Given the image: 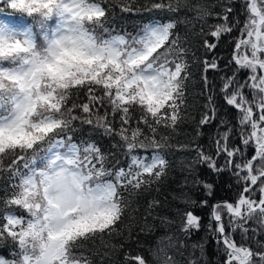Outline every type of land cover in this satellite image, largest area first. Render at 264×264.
<instances>
[{"label": "snow or ice", "instance_id": "obj_1", "mask_svg": "<svg viewBox=\"0 0 264 264\" xmlns=\"http://www.w3.org/2000/svg\"><path fill=\"white\" fill-rule=\"evenodd\" d=\"M120 3L121 11L131 10L125 0ZM244 3L230 61L236 71L222 78L221 87L226 104L237 110L242 147H229L231 128L223 143L216 141L217 156L227 157L241 189L233 201L211 206L208 225L223 246V264H264V242L257 241L260 250L248 244L264 235V0ZM153 8H188L202 21L213 15L207 5L189 0H161ZM110 11L109 0H0V17L24 18H0V174L7 175L0 245L11 242L0 264H92L80 250L83 242L117 232L125 214L136 210L134 195L166 174V138L162 143L156 137L158 128L175 129L184 118L189 50L175 32V20L149 21L133 35L105 26ZM232 11L225 7V15L217 14L224 23L210 25L207 34L202 27L201 35L219 41L232 32L240 25H228ZM204 47L210 51L216 43L205 39ZM202 63L207 88L206 73L218 64L215 58ZM81 92L86 102L76 103ZM207 100L212 115L202 116L200 125L215 118L213 96ZM77 121L118 136L126 165L108 167L95 142L74 139ZM194 150L200 162L222 170L203 149ZM200 220L184 212L181 230L199 229ZM165 239L172 238H161V244ZM170 247L176 245L153 251L158 264H177ZM134 260L148 264L143 256Z\"/></svg>", "mask_w": 264, "mask_h": 264}, {"label": "trees", "instance_id": "obj_2", "mask_svg": "<svg viewBox=\"0 0 264 264\" xmlns=\"http://www.w3.org/2000/svg\"><path fill=\"white\" fill-rule=\"evenodd\" d=\"M130 11H121L120 0H109L111 11L108 16L106 27L116 32L135 34L140 27L149 21L159 20L167 22L175 20L177 26L175 32L179 34L181 41L189 51L187 60L191 77L187 82L186 108L183 110V119L178 122L175 129L158 128L157 139L166 144L163 149L165 158L168 160L166 174L149 187L142 189L132 198L134 212L126 213L122 222L117 226L118 231L103 238L84 241L81 251L89 257L92 264H136L134 258L143 256L148 264H158L153 257V251L158 246L175 244V248H168L177 264H188L189 259H194L197 264H223V246L217 244V237L209 230L211 218V206L216 202L233 201L240 192L241 186L237 183L234 175L235 168H229L226 164L227 157L224 154L217 156L216 141H222V135L232 132L228 138L229 147L241 146L237 135V110L226 104L221 87L223 77L231 76L236 71V65L230 63L234 50V41L238 37V27L245 20L244 0H189V4L207 5L213 13L206 21L197 20L196 12L188 8H181L178 12L155 9L153 5L161 0H125ZM231 7L233 11L228 15V25H240L233 27V31L221 35L219 41L207 35H201V28L207 34L210 25L222 24L224 21L217 17L225 15L224 8ZM20 18L18 15L13 17ZM216 43V47L207 50L204 40ZM216 59L218 68L209 70L206 75L209 81L205 88L202 76L203 61ZM245 73L241 71L239 78L243 79ZM213 96L216 108L215 118L211 122L200 125V120L205 114L212 115L206 105L207 95ZM76 103L85 101V94L81 92L73 98ZM105 108L100 109L103 115ZM79 114V113H77ZM109 119H112L109 117ZM138 119V114L133 115V120ZM76 131L74 139L80 141L95 142L107 156L108 167L124 166L127 158L121 148L117 147L119 137L106 135L102 129L93 125L81 124L77 121L74 125ZM113 127H119V116L113 122ZM147 132V129H145ZM181 145L188 147L181 148ZM216 157L217 171L210 167L207 162L197 159L196 147ZM253 154L251 147L246 155ZM236 162H240L237 159ZM206 185H211L209 189ZM7 186V175L0 174V195ZM158 203H153V202ZM207 201V205L202 206ZM3 205H0V209ZM191 211L201 218L200 228L192 229L185 233L182 228V214ZM214 226V225H213ZM171 237V241L161 238ZM236 239L240 242L239 233ZM264 242V235L258 236L256 241L249 240L248 244L259 249V243ZM183 245L181 247L180 245ZM196 246V247H194ZM202 246V247H200ZM11 242L0 245V255L7 257ZM127 257V259H126Z\"/></svg>", "mask_w": 264, "mask_h": 264}, {"label": "rangeland", "instance_id": "obj_3", "mask_svg": "<svg viewBox=\"0 0 264 264\" xmlns=\"http://www.w3.org/2000/svg\"><path fill=\"white\" fill-rule=\"evenodd\" d=\"M0 18H3V19H9V20H13L14 22H19L21 19H24V18H22V17H20V18H18L17 20H15L14 18H13V16H10L8 13H5L4 15H3V17H0ZM205 153V152H204ZM207 156H211L210 154H207V153H205ZM214 160L216 159V157H212ZM208 164V163H207ZM209 165V164H208Z\"/></svg>", "mask_w": 264, "mask_h": 264}, {"label": "water", "instance_id": "obj_4", "mask_svg": "<svg viewBox=\"0 0 264 264\" xmlns=\"http://www.w3.org/2000/svg\"><path fill=\"white\" fill-rule=\"evenodd\" d=\"M222 202H224V201H222ZM217 203H219V202H216L215 204H217ZM215 204H214V205H215Z\"/></svg>", "mask_w": 264, "mask_h": 264}]
</instances>
